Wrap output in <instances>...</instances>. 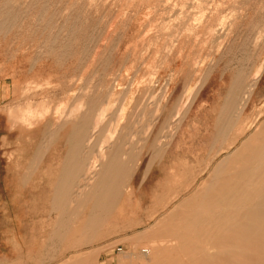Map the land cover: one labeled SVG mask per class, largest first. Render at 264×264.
I'll list each match as a JSON object with an SVG mask.
<instances>
[{
  "label": "rangeland",
  "instance_id": "obj_1",
  "mask_svg": "<svg viewBox=\"0 0 264 264\" xmlns=\"http://www.w3.org/2000/svg\"><path fill=\"white\" fill-rule=\"evenodd\" d=\"M263 123L264 0H0V264H264L179 223Z\"/></svg>",
  "mask_w": 264,
  "mask_h": 264
},
{
  "label": "bare ground",
  "instance_id": "obj_2",
  "mask_svg": "<svg viewBox=\"0 0 264 264\" xmlns=\"http://www.w3.org/2000/svg\"><path fill=\"white\" fill-rule=\"evenodd\" d=\"M261 130H264V124L260 126L259 131ZM235 159L236 157H234V161H230V164H234V168H232L233 173L230 179L227 175L228 178L226 177L225 179L222 177V180L216 181H219L218 183H222L223 186L226 185L227 188H216L214 184H212L213 186L204 189L203 191H201V193L199 192L200 195L197 199L198 202H200L198 206L201 210V217L204 215V213L208 214L211 219L212 217H214L215 220L218 221L219 226H209L212 223L210 222V220H197V218H194L193 220L189 219L191 221L187 219L188 222L185 220L183 224L200 225L199 227L202 233V236L200 237L201 239L210 237L213 238L215 242L224 240H231L232 242H235L239 236H244V239L246 238L250 243L252 241L253 245H256V243L253 242L254 240H256L259 243V246L264 247V146L255 151L253 155L242 161V163L240 164L241 170L238 172H236ZM216 172L219 173L216 175L217 178L221 176V169ZM213 199H215L216 201V203L214 202L215 204H213L212 202ZM194 211H196V209ZM205 224H208V226L206 228H203ZM217 246V244H213L212 242H210L206 243L205 248L206 251H210L212 249H216ZM256 247L258 248V245H256ZM257 248L255 249V252ZM194 250L195 252H193L192 254L195 256L198 255V257H202L203 255H209L207 254L208 252L204 254V252L201 251L200 247H195ZM141 252L143 253V259L146 260L153 258L152 253L148 247L142 248ZM261 254L263 255L264 253ZM210 255L213 256V254ZM228 255L229 254H227V256ZM254 256H256V254ZM260 257L262 259V256ZM246 259H248V257ZM255 259H258V257ZM206 261H200V263H205ZM228 262L230 261L228 260ZM263 262L264 261H262L261 263Z\"/></svg>",
  "mask_w": 264,
  "mask_h": 264
},
{
  "label": "crops",
  "instance_id": "obj_3",
  "mask_svg": "<svg viewBox=\"0 0 264 264\" xmlns=\"http://www.w3.org/2000/svg\"><path fill=\"white\" fill-rule=\"evenodd\" d=\"M257 79V75H255V76H253V78H252V80H251V82L253 83V82H255V80ZM251 93V92H250ZM250 95V94H249ZM248 98V97H247ZM247 100V99H246ZM245 100V101H246ZM264 124V123H263ZM262 124V125H263ZM118 125L116 126V132H115V135L117 134V130H118ZM162 140H148V143H147V146L145 147V149L143 150V157H144V161H142V164H139V165H144V175H146V173H147V171L146 170H148V169H150L149 167L151 166L150 165V161H149V159L151 158V157H154L155 156V154H158L160 151H161V149L163 148L162 146H161V144H162V142H161ZM164 149V148H163ZM234 157H235V153H233L232 155H231V157H229V158H227V160H226V163L227 164H230V161H234ZM217 166V165H216ZM231 166H232V168H234V164H231ZM216 168V167H215ZM219 169H221L222 170V166H217V168H216V170H219ZM217 174H219L218 172H217ZM144 179V177L142 178V180ZM150 203V202H149ZM150 208H151V206H149ZM189 207H191V208H194L195 206H192V205H190ZM185 221H183V222H179V223H184Z\"/></svg>",
  "mask_w": 264,
  "mask_h": 264
}]
</instances>
